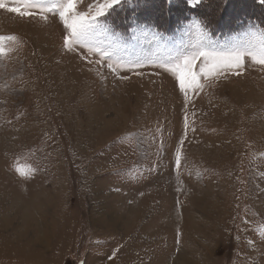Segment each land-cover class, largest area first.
<instances>
[{
    "label": "rangeland",
    "instance_id": "rangeland-1",
    "mask_svg": "<svg viewBox=\"0 0 264 264\" xmlns=\"http://www.w3.org/2000/svg\"><path fill=\"white\" fill-rule=\"evenodd\" d=\"M200 5L125 0L98 17L115 72L64 48L58 14L0 9L18 38L0 56V264H264V65L246 57L186 94L160 66L202 40L258 43L264 6ZM198 12L245 24L212 32Z\"/></svg>",
    "mask_w": 264,
    "mask_h": 264
},
{
    "label": "snow or ice",
    "instance_id": "snow-or-ice-1",
    "mask_svg": "<svg viewBox=\"0 0 264 264\" xmlns=\"http://www.w3.org/2000/svg\"><path fill=\"white\" fill-rule=\"evenodd\" d=\"M125 0H109L107 3H98L89 5L88 11L78 10V0H0V9L18 14L20 17L34 16L42 14V18L47 20L48 13L58 14L63 23L66 35L64 36V48L71 52L77 47H87L90 52L99 54L102 60L109 61L108 67L115 72L113 67V58L119 57V45L115 41H108L106 44L95 43L94 37L104 31L99 23L98 17L104 15L114 6L124 3ZM202 0H187V4L194 8L201 4ZM260 5L264 6V0H259ZM16 41L18 38L14 35H0V56L4 55L6 49L4 42ZM248 57L253 63L264 65V35L261 36L258 43H230L217 45L212 40H202L194 46V50L187 53L181 52L172 61L161 64L165 70L176 75L179 87L182 92L187 93L188 88H203L197 77H217L223 69L235 70L236 75L241 74L244 67L245 58ZM91 62V61H89ZM128 63L135 68L142 66L138 60L120 61ZM151 63V61H149ZM197 62H199L197 64ZM198 71H193V67ZM141 73H137L140 75ZM127 79V77H122ZM180 163L179 150L177 154V164ZM21 175H27V171H22L19 166L16 169ZM35 171V169H31Z\"/></svg>",
    "mask_w": 264,
    "mask_h": 264
},
{
    "label": "trees",
    "instance_id": "trees-1",
    "mask_svg": "<svg viewBox=\"0 0 264 264\" xmlns=\"http://www.w3.org/2000/svg\"><path fill=\"white\" fill-rule=\"evenodd\" d=\"M201 7V5H199L198 6V8H196L197 9V11H198V9ZM196 11V10H195ZM197 16V18H199V20L201 21V23L208 29V30H210V31H212V32H219V33H225V32H227V30L228 31H230V30H238V29H240L241 27H244V19H239V20H235V21H233V23H231L230 24V22H229V20L228 21H226V22H221V20H220V22L218 23V24H212V25H210V24H208L205 20H204V18H203V15L200 13V12H198V14L196 15ZM254 18V17H253ZM257 23H256V22ZM255 23L257 24V25H259L260 26V24H261V21L259 22V20H257V18H255ZM261 28H262V30H264V25L263 24H261Z\"/></svg>",
    "mask_w": 264,
    "mask_h": 264
},
{
    "label": "bare ground",
    "instance_id": "bare-ground-1",
    "mask_svg": "<svg viewBox=\"0 0 264 264\" xmlns=\"http://www.w3.org/2000/svg\"><path fill=\"white\" fill-rule=\"evenodd\" d=\"M166 33V32H165ZM26 219V217L24 218V220ZM26 221V220H25ZM43 238V237H42ZM40 236H38V234H37V236L35 235V239H42Z\"/></svg>",
    "mask_w": 264,
    "mask_h": 264
}]
</instances>
